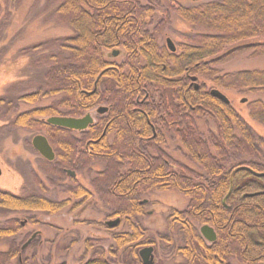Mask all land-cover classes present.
Instances as JSON below:
<instances>
[{
  "label": "trees",
  "instance_id": "16d2710c",
  "mask_svg": "<svg viewBox=\"0 0 264 264\" xmlns=\"http://www.w3.org/2000/svg\"><path fill=\"white\" fill-rule=\"evenodd\" d=\"M164 2L166 13L154 23L156 7L137 0H59L53 16L73 33L49 42L57 51L44 56L43 81L34 90L0 97L1 116L9 115L14 102L30 106L2 122L45 131L53 140L58 163L45 161L50 166L43 168L58 178L66 177L63 167L82 171L101 163L103 168L91 179L92 191L73 179L65 190L70 198L63 200L17 196L0 188V210L51 214L69 207L72 211L94 193L112 210L111 217L129 221L130 230L113 233L114 246L109 250L94 247L93 240L87 239L86 252L92 250V258L82 264H125L117 262L121 253L141 264L138 249L153 241L132 219L143 214L145 194L175 192L187 199V206L171 211L163 240L172 246L180 234L186 247L177 248V253L190 264L195 260L198 264H233L232 260L259 264L264 262V163L258 161V150L264 148V139L230 102L213 97L206 85L264 97V69L220 75L217 68L242 52L264 54V0H215L188 6L176 0ZM170 12L198 29L178 43V54L159 43ZM114 50L123 52L120 63L106 58ZM14 69L12 65L0 72L10 75ZM191 75L200 81L198 88ZM44 99L51 101L39 105ZM141 100L150 121L174 131L179 148L204 173L173 161L166 154L165 137L136 133L146 130L144 116L135 110ZM244 103L250 116L264 125V101ZM99 105L107 106V112L81 131L79 139L70 129L44 122L53 115L81 117ZM205 118L213 121L214 128H200ZM106 122L109 125L101 135ZM112 130L114 137L109 136ZM243 156L253 160L243 161ZM27 220L38 223L34 214ZM197 224L216 231L211 247L202 245ZM20 228L17 218L0 224V239L10 240L8 248L0 251V264H38L34 255L28 263L22 241H15Z\"/></svg>",
  "mask_w": 264,
  "mask_h": 264
},
{
  "label": "rangeland",
  "instance_id": "374dc122",
  "mask_svg": "<svg viewBox=\"0 0 264 264\" xmlns=\"http://www.w3.org/2000/svg\"><path fill=\"white\" fill-rule=\"evenodd\" d=\"M142 4H151L156 7L155 23L160 16L166 13L164 0H137ZM183 5H197L200 3L215 0H176ZM59 0H0V69L15 65L12 73L0 72V97H16L25 92L32 91L43 81V74L46 66L44 56L50 52H56L57 48H52L49 43L54 39L70 36L73 30L62 25L61 20L53 16V10L58 5ZM166 34L159 41L165 43V38L169 37L177 46L179 42L185 40L184 36H191L198 32V29L191 24L182 21L173 12H170ZM187 34V35H186ZM261 41V38L255 39ZM254 40V41H255ZM252 41V40H249ZM40 44L39 48L32 49L34 45ZM179 51L177 50L176 53ZM122 54L114 57L110 52L106 53L109 61L120 63ZM220 75L233 72L254 69H264V54L251 55L249 52H242L230 58L224 64L218 66ZM9 75V76H8ZM206 87H212L207 84ZM230 100L234 110L246 121L250 128L259 138L264 139V125L249 114L248 105L241 102L245 98L248 102L264 97L261 93L251 94L248 92H237L226 88H219ZM51 99L42 100L39 105L49 104ZM30 106L14 102L13 109L8 116H1L0 107V164L3 172L0 175V188L6 189L17 195L38 193L39 190L33 181L37 177L48 187L47 196L51 199H62L67 197L65 188L70 184L68 178L58 180L53 176L48 183V176L42 175L39 171L41 157L31 146L32 136L38 132L26 128L11 126L5 122L10 120L19 111L28 109ZM96 108L89 112L92 117H96ZM206 123V125H205ZM5 124V125H4ZM203 131L207 128H214L212 120L205 118L199 122ZM79 136V132H73ZM166 154L177 162V164L189 166L201 174L204 173L197 165L191 162L185 152L179 148V143L175 137L165 136ZM258 161L264 163V148L259 146ZM243 161L253 160L249 156H243ZM101 163H94L90 168L79 171L76 175L77 181L84 187L90 189L91 179L96 171L103 167ZM22 178V184L16 190L18 180ZM145 209L142 215L132 219L134 225L143 230V235L153 241L154 264H184L181 257L175 254V249L164 241V235L169 230V215L172 210H183L187 206V199L175 192H152L143 196ZM34 213L13 212L0 210V224L10 218H17L25 221L21 226L15 241L20 243L22 239L34 231L39 230L37 239L25 250L24 257L28 263L31 256L36 257L38 264H80L84 258H92V250L85 252L86 239H93L95 245H101L105 250L114 246L113 233L129 231V221L121 220L117 227H107L105 222L113 220L112 210L107 207L96 194L93 193L91 199L82 204L75 211L62 210L55 215L45 213H35L38 220L36 225L27 220L29 215ZM197 227L199 225L197 224ZM8 239H0V251L6 250L9 244ZM174 245L182 243L180 235L173 239ZM173 245V246H174ZM127 254L122 253L117 262L127 264H138L131 261ZM86 259V260H87Z\"/></svg>",
  "mask_w": 264,
  "mask_h": 264
},
{
  "label": "flooded vegetation",
  "instance_id": "af4514ba",
  "mask_svg": "<svg viewBox=\"0 0 264 264\" xmlns=\"http://www.w3.org/2000/svg\"><path fill=\"white\" fill-rule=\"evenodd\" d=\"M190 1H192V0H190ZM195 1H197V0H195ZM195 1H193V2H195ZM165 34H166V32H165ZM167 38V37H166ZM166 38H165V45H166ZM171 39V38H170ZM172 40V39H171ZM173 42V41H172ZM174 43V42H173ZM174 45H175V43H174ZM166 47H167V45H166ZM167 49H168V47H167ZM177 49V46L175 45V50L174 51H170L169 49H168V51L170 52V53H176V50ZM113 52V51H112ZM121 52L122 51H118L117 50V53L115 54V55H113L112 54V56H114V57H117V56H119V55H121ZM178 54V53H177ZM122 56H123V54H122ZM6 67H2L1 69V71H4V69H5ZM217 68H218V66H217ZM180 68H178V70H179ZM186 73V75H187V71L185 72ZM192 77H196V80H195V83H198V85L200 86V81L198 80V78H197V76H195V75H191V76H189V78H190V80H191V78ZM191 83H193L192 81H191ZM194 85V84H193ZM198 86V87H199ZM211 88H216V87H211ZM217 89H219V88H217ZM220 90V89H219ZM221 91V90H220ZM222 92V91H221ZM223 93V92H222ZM138 101V100H137ZM143 101L144 100H141V101H139V104L140 105H138V107H136L135 108V110L136 111H138L139 113H141V115L142 116H144V122H145V125H146V130H143V131H140V130H136V133L139 135V136H141V137H146V138H154V137H156V136H158V135H160V136H162V137H165V136H169V137H175V133H174V131H172V130H170V129H168V130H166V129H163L162 127H161V125L158 123V122H156V121H150V119H149V117L147 116V114L143 111V107H142V103H143ZM229 102H230V100H229ZM24 104V103H23ZM104 107L105 108V110L104 111H98V108L99 107ZM107 110H108V108H107V106H105V105H99L97 108H96V113H97V116L96 117H94L93 119V123H98L99 121H100V119H101V117H103L104 115H105V113L107 112ZM53 116H64V115H53ZM50 117V116H49ZM48 118V117H47ZM47 118H45L44 119V122L45 123H47ZM137 118H139L138 120L140 121V118H142L141 116H139V117H137ZM92 123V124H93ZM47 124H49V123H47ZM50 125H52V124H50ZM91 125V124H90ZM108 125H109V122H106V124L105 125H103V126H101V129H102V133H101V135H104L105 134V132H106V130H107V127H108ZM58 127H60V126H58ZM19 128H22V127H19ZM64 128V127H63ZM66 129H69V128H66ZM71 131H72V136L73 137H75V138H77V139H79L80 137V135L79 136H76L75 134H73V132H81V130H74V129H70ZM31 131H36V132H38V133H36V134H34L33 136H32V139H31V146L33 147V149L36 151V153H38L39 154V156L41 157V161H40V163H39V168H38V171L42 174V175H44L45 177L46 176H48V183H50V179L54 176V174H53V172H46V171H44V168H43V166L45 165H47L46 163H45V161H49V162H53V163H58V162H56V148H55V146L53 145V140L52 139H50L49 138V136L47 135V133L45 132V131H43V130H36V129H32ZM148 134H150V135H148ZM35 135H42V136H44L45 138H46V140H47V142H48V144H49V146L51 147V150H52V153H53V158L52 159H47V158H45L44 156H42L41 154H40V152L37 150V149H35V147L33 146V144H32V140H33V137L35 136ZM116 135V132L114 131V130H112V131H110L109 132V136L110 137H114ZM144 135V136H143ZM66 137V136H65ZM50 165H47V167H49ZM0 168H1V174H2V172H3V168H2V166H1V164H0ZM63 170H64V172H65V174H66V178H68L69 179V181H70V184L65 188V190L70 186V185H72L73 183H72V181H73V179L74 180H76L77 181V178H76V175H77V173L79 172V171H76V170H74V169H70V168H66V167H63L62 168ZM69 171H73L74 172V174L73 175H70L69 174ZM0 174V175H1ZM18 177H19V180H18V184H16L17 185V188H16V190L18 191V189L20 188V186H21V184H22V178L20 177V175H18ZM57 177V176H56ZM34 179H33V181H34V183H35V185L37 186V188H38V190H39V192L38 193H31V194H33V195H39V196H45L46 198H49L46 194H47V192H48V187H46L44 184H43V182L37 177V175H35L34 177H33ZM58 178V177H57ZM62 179H64V177H59L58 178V180H62ZM78 182V181H77ZM79 183V182H78ZM80 184V183H79ZM84 187V186H83ZM86 188V187H85ZM4 190H6V189H4ZM90 191H92V188H91V183H90ZM66 192V191H65ZM67 193V192H66ZM17 195V194H16ZM29 194H25V195H17V196H28ZM66 198H70V195L67 193V197H64V198H62V199H51V198H49V199H51V200H63V199H66ZM92 198V197H91ZM90 198V199H91ZM71 200H72V202H77L78 201V199H75V198H71ZM88 201V200H87ZM142 202L143 203H145L146 202V200L145 199H143L142 200ZM85 203V202H84ZM83 203V204H84ZM82 205V204H81ZM80 205V206H81ZM79 206V207H80ZM79 207H77L76 209H78ZM76 209H74V210H72V211H75ZM62 210H67V211H70L69 210V207H64L63 209H61V210H59V211H57V212H55V213H51V214H49V213H45V212H41V213H45V214H48V215H55L56 213H58V212H60V211H62ZM36 213H40V212H36ZM35 214V213H34ZM114 219H116V218H119V217H113ZM38 221V220H37ZM107 222V221H106ZM106 222H105V224H106ZM121 222V219L119 218V222H118V224L116 225V226H114V227H117L118 225H119V223ZM24 224H25V221H21V226H24ZM204 225V224H203ZM106 226L107 227H109L107 224H106ZM202 225H200L199 227H198V230H199V233H200V227H201ZM209 226V225H208ZM211 227V226H210ZM110 228H113V227H110ZM213 228V227H212ZM213 230H214V228H213ZM214 232H215V235L217 236V234H216V231L214 230ZM39 234H40V231L39 230H34V231H32V232H30L28 235H27V237L24 239V241L22 240V244H21V249L23 250V249H27V248H29V246H30V244H32L33 242H34V240H36L37 239V236H39ZM34 235V236H33ZM180 235V234H179ZM200 236L203 238V243H202V245H204L205 247H211L212 246V244H213V242L216 240V237H215V240L214 241H208V240H206L203 236H202V234L200 233ZM180 238H182L181 237V235H180ZM29 239H31L30 240V242L24 247V248H22V246H23V244L24 243H26ZM87 240V239H86ZM85 240V241H86ZM93 240V239H92ZM21 242V241H20ZM93 243V245H94V247H98V246H101L100 244L99 245H95L94 244V241L92 242ZM174 243L172 244V246L171 247H173L174 249H175V254L176 255H178L179 257H181L182 258V260L184 261L183 263L184 264H190V261L186 258V257H184L181 253H177V248H179V249H181V248H184V247H186V245H185V242L184 241H182V243H180V244H178V245H174ZM145 246H152V245H145ZM102 247V246H101ZM144 247V246H143ZM153 247V246H152ZM142 248V247H141ZM141 248H139V249H141ZM87 248L85 247V250H86ZM139 249H138V251H139ZM91 250H88V252H90ZM86 252V251H85ZM153 252H154V248H153ZM87 253V252H86ZM33 256V255H32ZM196 256V255H195ZM139 257V256H138ZM34 258H35V260H36V257L34 256ZM86 259L87 258H84V259H82L81 261L83 262V261H86ZM139 260H140V258H139ZM153 260H154V253H153ZM82 262L80 263V264H82ZM141 262V261H140ZM62 263H64V262H62ZM199 263H201V262H199ZM230 263H233V264H240V263H237L236 261H234V260H232V261H230ZM59 264V263H58ZM64 264H66V263H64ZM194 264H198V261L197 260H195V263Z\"/></svg>",
  "mask_w": 264,
  "mask_h": 264
},
{
  "label": "water",
  "instance_id": "95a60500",
  "mask_svg": "<svg viewBox=\"0 0 264 264\" xmlns=\"http://www.w3.org/2000/svg\"><path fill=\"white\" fill-rule=\"evenodd\" d=\"M192 1H195V0H192ZM166 45L170 51L175 50V45L169 37L166 38ZM116 53H117V50H114L112 52L113 55H115ZM195 80H196V77L191 78V81L193 82L194 87L198 88L199 85H198V83H195ZM209 92L213 97L219 99L220 101H222L226 104L229 103L228 97L224 93H222L219 89L211 88L209 90ZM245 100L246 99L243 98L241 100V102H244ZM101 110L104 111L105 108L103 106L99 107L98 111H101ZM93 120L94 119H93L91 113L88 112L81 117L50 116L47 118V123L52 124L54 126H60V127H64V128L83 131L90 124L93 123ZM32 144L35 147V149H37L40 152V154L42 156H44L45 158H47V159L53 158V153H52L51 147L49 146V144H48V142L44 136L35 135L33 137ZM0 174H1V168H0ZM69 174L73 175L74 172L69 171ZM257 175H261V174H257ZM118 222H119V218H116V219L107 221L106 224L109 227H114L118 224ZM200 233L208 241H214L215 240V237H216L215 232H214L213 228L208 226L207 224H204L200 227ZM30 240L31 239H29L26 243H24L22 248H24L30 242ZM138 256L140 258L141 264H154L153 247L152 246H144L141 249H139ZM259 264H264V262H261Z\"/></svg>",
  "mask_w": 264,
  "mask_h": 264
}]
</instances>
